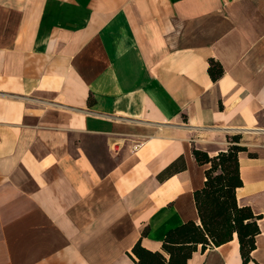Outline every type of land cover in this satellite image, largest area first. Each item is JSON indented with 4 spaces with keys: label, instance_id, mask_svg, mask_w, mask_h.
Segmentation results:
<instances>
[{
    "label": "crops",
    "instance_id": "obj_1",
    "mask_svg": "<svg viewBox=\"0 0 264 264\" xmlns=\"http://www.w3.org/2000/svg\"><path fill=\"white\" fill-rule=\"evenodd\" d=\"M233 134L252 260L234 235L182 264H264V0H0V264L160 250L198 220L192 149Z\"/></svg>",
    "mask_w": 264,
    "mask_h": 264
},
{
    "label": "trees",
    "instance_id": "obj_2",
    "mask_svg": "<svg viewBox=\"0 0 264 264\" xmlns=\"http://www.w3.org/2000/svg\"><path fill=\"white\" fill-rule=\"evenodd\" d=\"M222 73L221 64L210 59L208 74L212 80H217ZM240 139V134L228 135L227 147L213 155L199 148L192 149L197 163L206 165L203 185L193 192L198 220H187L169 228L160 250L148 249L138 239L127 252L133 264H182L198 248L204 252L231 240L234 235L243 263L252 260L255 237L260 232V215L254 213L251 206L238 203L237 189L243 184L238 154L246 150L240 145ZM249 155L254 156L253 153ZM174 165L170 164L164 171H169ZM147 231L144 228L141 235Z\"/></svg>",
    "mask_w": 264,
    "mask_h": 264
},
{
    "label": "bare ground",
    "instance_id": "obj_3",
    "mask_svg": "<svg viewBox=\"0 0 264 264\" xmlns=\"http://www.w3.org/2000/svg\"><path fill=\"white\" fill-rule=\"evenodd\" d=\"M230 264H239V261L236 258V255L232 257V259L230 260Z\"/></svg>",
    "mask_w": 264,
    "mask_h": 264
}]
</instances>
